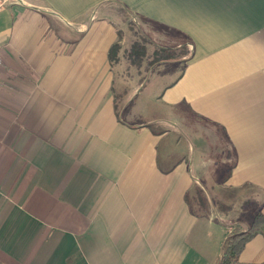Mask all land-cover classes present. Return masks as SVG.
Returning a JSON list of instances; mask_svg holds the SVG:
<instances>
[{
  "label": "crops",
  "instance_id": "crops-1",
  "mask_svg": "<svg viewBox=\"0 0 264 264\" xmlns=\"http://www.w3.org/2000/svg\"><path fill=\"white\" fill-rule=\"evenodd\" d=\"M0 57V264H218L264 213V0H0Z\"/></svg>",
  "mask_w": 264,
  "mask_h": 264
},
{
  "label": "trees",
  "instance_id": "trees-1",
  "mask_svg": "<svg viewBox=\"0 0 264 264\" xmlns=\"http://www.w3.org/2000/svg\"><path fill=\"white\" fill-rule=\"evenodd\" d=\"M141 42L134 41L128 51V58L133 64H140L142 57L146 56V43L150 40L141 35ZM184 46L179 48H169L156 46L151 53L150 64L155 62H167L180 59L185 52ZM119 49V44L114 43L109 49V59L114 61L116 59V53ZM194 202L198 204V208L203 212L206 210L205 198L202 197L199 190L195 193ZM196 199V200H195ZM197 211V210H196ZM256 234L264 236V213L257 209L253 214V217L246 229H242L240 226H236L223 240L221 244V257L218 264H264V260L255 263H243L239 261V254L244 248L247 241H249Z\"/></svg>",
  "mask_w": 264,
  "mask_h": 264
},
{
  "label": "rangeland",
  "instance_id": "rangeland-1",
  "mask_svg": "<svg viewBox=\"0 0 264 264\" xmlns=\"http://www.w3.org/2000/svg\"><path fill=\"white\" fill-rule=\"evenodd\" d=\"M128 24H129V29H130V34L132 35V37H134L135 38V40H137V41H139V42H141L140 40H141V34L137 31V30H135L134 29V24H133V21H129L128 22ZM147 43H146V47H147ZM147 50V49H146ZM149 50H151V47H149ZM183 50V52H186L185 50V48L184 49H182ZM119 51V53H120V49L118 50ZM128 51H129V47L128 48H124L123 50H122V54H123V56L124 57H126L127 58V60L129 61V58H128ZM147 52V51H146ZM148 52H150V51H148ZM118 53V52H117ZM152 53V52H151ZM151 53H149L148 55L146 54V56H143L141 59L143 60V62L141 61V63L140 64H138V65H136V64H132L133 65V68H139V66L141 67L142 65H144L143 66V70L145 71L146 70V68H149V66H152V64H150V60H151ZM184 55V54H183ZM130 62V61H129ZM124 73H125V70L123 71ZM125 83H127V82H125ZM141 83H145L143 80L141 81ZM142 85V84H141ZM141 85L139 86V87H141ZM144 85V84H143ZM142 85V86H143ZM146 86L147 87H145V89H143L142 91H141V93L139 94V95H137V97H135V99H134V101H133V103H135L136 105L137 104H139L138 106H139V109L141 110V111H144L145 112V114L146 115H148V111L150 110V108L152 107V106H155V107H158V103H153V104H151V102L149 101V99L147 98L148 97V95H150V93H149V91H152V90H150V89H146V88H148V86H149V84H146ZM150 88V87H149ZM150 98V97H149ZM123 107V106H122Z\"/></svg>",
  "mask_w": 264,
  "mask_h": 264
},
{
  "label": "built area",
  "instance_id": "built-area-1",
  "mask_svg": "<svg viewBox=\"0 0 264 264\" xmlns=\"http://www.w3.org/2000/svg\"><path fill=\"white\" fill-rule=\"evenodd\" d=\"M0 62H1V57H0Z\"/></svg>",
  "mask_w": 264,
  "mask_h": 264
}]
</instances>
